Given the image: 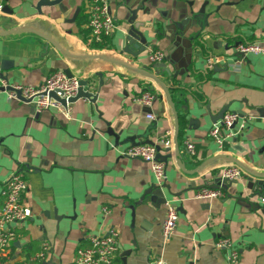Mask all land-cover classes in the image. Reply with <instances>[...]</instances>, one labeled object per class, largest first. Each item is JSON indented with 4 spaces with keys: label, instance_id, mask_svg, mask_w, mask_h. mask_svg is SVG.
Listing matches in <instances>:
<instances>
[{
    "label": "crops",
    "instance_id": "1",
    "mask_svg": "<svg viewBox=\"0 0 264 264\" xmlns=\"http://www.w3.org/2000/svg\"><path fill=\"white\" fill-rule=\"evenodd\" d=\"M41 1L0 0V31H15L0 36V194L8 177L22 171L27 184L22 202L31 210L26 222L10 226L17 237L0 254L3 264H26L43 243L50 246L44 264H73L78 248L110 230L118 234L113 264H149L158 255L166 264H229L227 251L215 248L223 238L239 254L235 264H264V194L250 197L242 168V178L223 189V198H193L200 188L214 187L223 168L236 166L231 159L264 173V55L233 56L238 43L264 46V0L146 4L150 10L139 11L136 22L147 31L149 44L135 57L122 53L129 29L124 5L136 7L141 0H108L116 29L99 41L87 26V0L38 7ZM175 3L184 13L202 11L203 16L180 39L162 34V26L176 20ZM196 33L206 50L190 59L189 39ZM152 50L164 54L161 63L170 76L149 62ZM101 57L154 76L168 88L172 105L156 82ZM209 59L218 62L210 65ZM64 70L92 81L96 108L79 99L70 106L69 120L55 110L36 113L24 102L9 100L1 87L3 82L38 88ZM145 91L155 96L150 108L135 102ZM225 106L249 121L220 151L208 133ZM163 138L170 145L159 150L168 158L165 181L158 186L150 164L124 158L122 152L133 143L157 145ZM186 143L193 145V155ZM154 185L161 192L149 193ZM165 202L178 213L167 241L162 236Z\"/></svg>",
    "mask_w": 264,
    "mask_h": 264
},
{
    "label": "built area",
    "instance_id": "2",
    "mask_svg": "<svg viewBox=\"0 0 264 264\" xmlns=\"http://www.w3.org/2000/svg\"><path fill=\"white\" fill-rule=\"evenodd\" d=\"M87 12L89 15L88 29L90 34L99 41L102 37H109L116 29L114 18L109 12L108 0H87ZM2 6H0V11ZM237 52L244 55L256 54L264 55V46L259 43L239 44ZM151 64H158L164 60V54L159 50H152L148 56ZM218 62V59H209L208 63ZM237 61L236 64H239ZM79 86V79L68 77L64 72H55L47 77L38 88L13 86L2 82L1 87L7 93L9 100L20 101L18 95L24 100L25 104L32 106L36 113L47 110H55L65 119H70L71 104L68 102L73 98ZM50 93L65 102L62 105L59 101L49 96ZM155 100V96L149 92H143L135 99V102L141 106L150 108ZM149 120H154L152 115L147 116ZM249 118L241 117L236 112H226L222 119L216 122L209 130L208 136L220 151L227 143L236 140L247 126ZM170 140L163 138L157 145L138 144L126 148L122 152L124 158L138 159L150 164L151 171L158 186L165 181V163L159 161L156 157L160 148H168ZM159 148V150L157 149ZM186 150L190 155L194 154V147L186 143ZM242 170L234 165L225 167L221 170L220 181L234 182L241 179ZM27 189L25 177L21 172L11 174L4 182L1 190L0 205V254L3 255L10 248L16 239V234L10 229L11 225H19L26 222L31 216V210L22 202V195ZM224 191L218 188L203 187L196 191L193 198L199 201H211L221 199ZM264 202V197L261 199ZM108 210L103 209V214ZM178 221L176 208L168 202H165V218L162 224V236L167 241L175 232ZM118 234L110 230L108 234L102 236H92L89 239V245L84 248H78L75 252L73 264H113L118 253ZM215 248L227 251V261L229 264H235L239 259V254L232 248L229 239H219L215 243ZM50 246L43 243L41 249L32 255L26 264H44L49 254ZM149 264H166L161 256L152 258Z\"/></svg>",
    "mask_w": 264,
    "mask_h": 264
},
{
    "label": "water",
    "instance_id": "3",
    "mask_svg": "<svg viewBox=\"0 0 264 264\" xmlns=\"http://www.w3.org/2000/svg\"><path fill=\"white\" fill-rule=\"evenodd\" d=\"M159 1L163 4L167 3V0H159ZM61 2H62V0H42L40 2V4H38V7L39 6H45V5L56 6V5L60 4ZM146 4L152 6V8H155L157 5V0H141V4L139 6H136V7L132 4L129 5L128 3H126L124 5V7L127 9V12L129 14L128 20H127L128 24H129V29H128L126 37H125L126 46H125V49L122 51V53L130 54L131 56L135 57L140 52L144 51L146 49L147 45L149 44V41L147 38L148 37L147 31L141 30L144 26L141 23L136 22L137 13L139 11H143L146 13L150 10L149 7H147V8L145 7ZM5 9H7V8H5ZM172 9H173L174 13H176V20L171 22L170 24L162 26V34H165V32H168L170 34H173L174 38H176V39H180L181 37H183L187 33V31L191 27L193 21H197L203 17L202 11H200L199 14H195V15H193V11H189V13L188 12L184 13L183 10H181V8L177 7L176 3L172 6ZM78 11H79V9L77 8L75 15L78 13ZM75 15H74V17H75ZM74 17L70 20V22L74 21ZM153 31H154V29L151 30V32H153ZM13 32H15V31H0V36H6L8 34H12ZM200 37H201L200 34L196 33L194 36H192L189 39V48H190V55H191L190 59H192L193 54H195L197 52L199 54H202L206 50V48H205L206 46L201 41ZM238 45H239V43L236 44L234 48L236 49ZM54 46H56V45L54 44ZM233 56L235 58H238V59H243L245 57V55L240 53V52H235L233 54ZM101 59H103L104 61L109 62L111 64L119 65V66H121L127 70H131L133 72L139 73V74L145 76L146 78L153 80L162 88L168 102L172 105L168 88L166 86H164L160 81H158L154 76L146 74L144 71H142L140 69L134 68V67L122 62V61H119V60H116L113 58L101 57ZM154 68L160 69L163 73H166L168 76H170V72L166 68L165 63L154 64ZM64 73L68 77H72L68 70H64ZM97 76L99 78L98 87L100 88L102 85L101 74H97ZM92 86H93V83L89 79L79 80V86L77 89V93L68 102L70 104H72L79 99H86L90 103H92L94 105V107L96 108V100H97L98 94L97 93L94 94L91 91ZM99 88H98V91H99ZM49 96L52 97L53 99L59 101L62 105H65V102L63 100H60L55 95V93H50ZM18 98L21 102H24V100L20 97V95H18ZM228 110H229L228 106L223 107L221 109V111L216 116H214L215 122L218 120H221L223 115L226 112H228ZM177 135H178V124H177V119H176V121H175L174 146H175V157L179 161L180 153H179V148H178ZM143 144L154 145L153 142L148 141V140L143 142ZM133 145H137V144L133 143ZM157 149L159 150L158 147H157ZM168 151L169 150L167 149V152ZM156 158L159 161L164 163V162H166L168 156H166V157L162 156L161 153L159 152L157 154ZM230 162H232L233 164H235L236 166H238L244 170L245 177L247 178L248 183H249L247 188L251 193L250 197H252V198L257 197V196L261 197L264 194V173L253 172V171L249 170L248 168H245L243 165H241L240 163H238L234 159H231ZM180 166H181V163H180ZM215 183H216L215 186L212 188H218L219 186H221L222 189H226L227 186L232 182L220 181V179L218 178L217 180H215ZM159 190L161 192V189L158 186L154 185V186H152L149 193H151V191L156 192ZM163 201H165L164 198H163ZM261 203L264 204V202H261Z\"/></svg>",
    "mask_w": 264,
    "mask_h": 264
},
{
    "label": "trees",
    "instance_id": "4",
    "mask_svg": "<svg viewBox=\"0 0 264 264\" xmlns=\"http://www.w3.org/2000/svg\"><path fill=\"white\" fill-rule=\"evenodd\" d=\"M3 262H4V261L0 258V264H1V263L3 264Z\"/></svg>",
    "mask_w": 264,
    "mask_h": 264
}]
</instances>
